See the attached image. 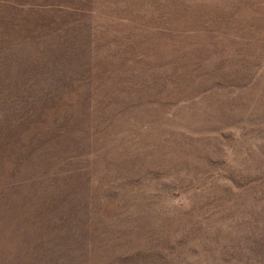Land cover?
<instances>
[{"label": "rangeland", "instance_id": "374dc122", "mask_svg": "<svg viewBox=\"0 0 264 264\" xmlns=\"http://www.w3.org/2000/svg\"><path fill=\"white\" fill-rule=\"evenodd\" d=\"M0 264H264V0H0Z\"/></svg>", "mask_w": 264, "mask_h": 264}]
</instances>
